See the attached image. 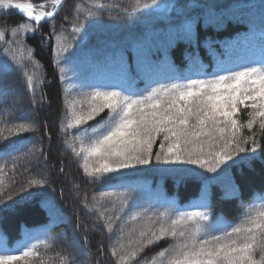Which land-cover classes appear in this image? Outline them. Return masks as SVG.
<instances>
[{
    "label": "trees",
    "instance_id": "16d2710c",
    "mask_svg": "<svg viewBox=\"0 0 264 264\" xmlns=\"http://www.w3.org/2000/svg\"><path fill=\"white\" fill-rule=\"evenodd\" d=\"M97 3L106 6L103 12L94 7ZM77 4L82 17L92 11L95 19L88 24L82 38L77 36L73 40L70 29L77 15ZM143 4L151 6L141 8ZM133 7L139 11L127 15L125 9L130 13ZM24 22L26 19L13 10L0 8V30ZM53 25L57 33H61V25L67 30L62 33L67 37L64 43L71 44L74 52L70 63L60 64L67 69L63 80L53 51L60 46L59 42L53 37L50 44L42 43L53 33ZM6 39L15 37L9 34ZM25 45L34 50V59L39 64L35 71L43 85L35 95L26 88L20 70L3 55L2 49L8 45L0 41V88L3 89L0 129H5L7 135L6 129L14 124L28 119L37 121L35 132L25 133L14 141L25 147L13 155L19 156L33 147L43 155L39 162L32 157L31 163L22 161L15 169L10 159L0 158V165L4 166L0 201H5L0 206V243L16 248L24 241L29 245L38 240L47 241L50 247L38 246L39 258L30 257L29 264H40L41 260L61 264L60 257L68 264H116L119 256L125 254L120 244L128 246L129 239L139 238L148 214L208 210L209 222L214 226H234L239 222L237 218L243 206L264 199V148L258 150L259 155L250 166L233 165L218 176L208 173L213 177L210 181L193 178L191 172L173 171L176 166L157 163L153 156L150 165L121 170L103 183H93L80 167L83 158H77L65 143H72L77 133L62 128L69 123L68 105L77 95L70 91L74 84L117 86L120 90L143 93L159 85L204 79L205 74L213 72L222 74L226 69L257 66L264 61V0H156L155 5L152 0H64L54 19L43 22L34 35H26ZM5 61L11 64V69ZM25 67L30 73L34 71L32 64ZM8 109H13L10 120ZM248 111L243 110L238 116L241 122L249 119ZM254 129L258 131V125ZM244 134L252 133L245 129ZM80 135H84L83 130ZM159 139L154 144V153L160 150ZM260 142L264 145V140ZM3 147L7 148L8 144L4 143ZM75 147L79 149L80 144L77 142ZM183 167L203 172L197 166ZM31 179H47L50 183L24 199L21 196L17 202L10 201L8 194L15 193V189ZM101 192L126 193L131 198L132 207L111 233L104 220H97L96 211L87 210L93 207L92 197L96 195V207L100 211L107 209L105 217L115 219L121 205L115 202L113 208L114 201L101 200ZM143 209L147 212L137 220L130 219ZM151 227L158 229L159 222ZM121 231L125 233L123 239H120ZM173 244L171 238L154 242L144 248L134 264H153V256ZM113 248L117 250L116 256L112 255ZM160 260L157 257L156 264Z\"/></svg>",
    "mask_w": 264,
    "mask_h": 264
},
{
    "label": "snow or ice",
    "instance_id": "6c2138e0",
    "mask_svg": "<svg viewBox=\"0 0 264 264\" xmlns=\"http://www.w3.org/2000/svg\"><path fill=\"white\" fill-rule=\"evenodd\" d=\"M62 4L63 0H44V3L39 4L30 0H0V8L19 9L26 17V22L8 30H0V41L8 45L2 49L3 55L20 70L26 88L33 95L43 85V81L38 79L35 71L39 64L34 59V50L25 45L26 35H34L43 22L54 19ZM152 4L155 5L156 0H152ZM150 6L143 4L140 7ZM94 7L103 12L106 6L97 3ZM75 8L77 15L70 29L73 40L77 36L82 38L88 24L95 19L92 11L82 17L79 13L80 5L77 4ZM137 11L139 9L136 7L130 13L125 9L129 16ZM65 21H68L67 17ZM188 30L190 32V25ZM64 31L67 30L61 25V33H57L53 25L51 36L42 41L50 44L54 37L59 42L60 46L53 51L62 80L65 79L67 69L60 67V64L70 63L74 55L71 44L64 43L67 39L62 36ZM9 34L15 39H6ZM129 58H132L131 55ZM5 63L11 69V64L7 61ZM28 64L33 66L34 71L31 73L25 67ZM205 75L204 79H186L159 85L143 93L120 90L117 86L72 85L70 91L77 92V95L68 105L69 123L62 125V128L77 133L72 143H65L77 158H83L80 167L85 177L90 182L103 183L121 170L150 165L153 156L157 163L176 166L173 171L191 172L193 178L199 177L205 181L213 178L208 173L218 176L233 165L250 166L259 155L258 150L264 148L260 142L264 140V61L257 66H241L239 70L226 69L222 70V74L213 72ZM0 91L3 89L0 88ZM243 110H250L249 119L245 122L238 119ZM12 114L13 109H8L9 120ZM36 124L37 121L33 119L14 124L6 129L7 135H4L5 129H0V158L10 159L14 169L22 161L31 163L32 157H36L39 162V157L43 155L35 147L19 156L13 155L25 147L23 143L14 141L25 133L35 132ZM255 125H258V131L254 129ZM245 129L252 134L245 135ZM82 130L83 136L80 135ZM158 139L160 150L154 153V144ZM77 142L80 144L79 149L75 147ZM4 143L8 144L7 148L3 147ZM43 158L46 163L47 156ZM186 165L197 166L203 172L184 168ZM60 171L63 172V167ZM3 174L4 166L0 165V177ZM49 183L47 179H31L20 189V193L30 195L32 191L47 187ZM0 184H3L2 178ZM99 197L101 200L112 199L113 208L115 202L121 205L115 219L112 216L105 217L107 209L100 211L96 207V195L92 197L93 207L87 209L89 213L96 211L97 220H104L107 230L114 232L115 224L132 207L131 198L126 193L107 192L99 193ZM4 203L0 201V206ZM84 203L87 206V198ZM146 212L143 209L132 214L130 219L135 221ZM209 215L208 210L148 214L147 224L139 231V238L134 241L129 239L128 246L120 244L125 254L119 256L116 264H134L145 247L166 238H171L174 244L156 253L153 264H156L157 257L161 258L159 264H264V199L258 204L243 206L237 218L239 222L234 226H214L209 222ZM157 222L159 227L153 230L151 225ZM124 235L121 231L120 239ZM128 235L131 236V230ZM40 245L50 247L45 240H38L31 245L24 241L16 248L0 243V264L20 261L29 264L30 257L39 258L36 249ZM129 246L130 251L127 250ZM112 255H117L115 248L112 249ZM60 260L61 264H68L64 257H60ZM40 264L47 262L41 260Z\"/></svg>",
    "mask_w": 264,
    "mask_h": 264
},
{
    "label": "rangeland",
    "instance_id": "374dc122",
    "mask_svg": "<svg viewBox=\"0 0 264 264\" xmlns=\"http://www.w3.org/2000/svg\"><path fill=\"white\" fill-rule=\"evenodd\" d=\"M13 180V179H12ZM12 182H14V181H12ZM21 189V186L19 187V188H17V189H15L14 190V192L15 193H10V194H8L9 195V197H12V199H15V201L17 202V201H19L20 200V197H21V199H24V197H26V195H22L20 192H19V190ZM13 191V190H12ZM19 198V199H18ZM12 199H9L10 201L12 200Z\"/></svg>",
    "mask_w": 264,
    "mask_h": 264
},
{
    "label": "water",
    "instance_id": "95a60500",
    "mask_svg": "<svg viewBox=\"0 0 264 264\" xmlns=\"http://www.w3.org/2000/svg\"><path fill=\"white\" fill-rule=\"evenodd\" d=\"M64 1V0H63ZM14 11H16L18 14H20L22 17H24V18H26L21 12H20V10L19 9H14V8H12Z\"/></svg>",
    "mask_w": 264,
    "mask_h": 264
},
{
    "label": "bare ground",
    "instance_id": "6f19581e",
    "mask_svg": "<svg viewBox=\"0 0 264 264\" xmlns=\"http://www.w3.org/2000/svg\"><path fill=\"white\" fill-rule=\"evenodd\" d=\"M39 3H44V1H43V2H39ZM39 3H35V4H39ZM63 3H64V1H63ZM62 5H63V4H62ZM60 9H61V8H60ZM60 9H59V10H60ZM49 10H50V9H49ZM58 12H59V11H58Z\"/></svg>",
    "mask_w": 264,
    "mask_h": 264
}]
</instances>
